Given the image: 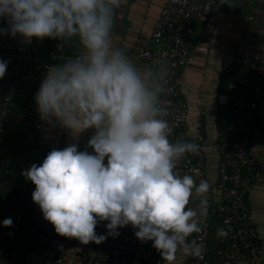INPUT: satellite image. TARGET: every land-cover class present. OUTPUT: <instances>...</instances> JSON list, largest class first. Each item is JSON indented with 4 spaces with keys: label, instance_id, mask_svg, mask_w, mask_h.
<instances>
[{
    "label": "built area",
    "instance_id": "1",
    "mask_svg": "<svg viewBox=\"0 0 264 264\" xmlns=\"http://www.w3.org/2000/svg\"><path fill=\"white\" fill-rule=\"evenodd\" d=\"M220 3L163 0L136 52L149 76L146 112L107 164L104 124L128 98L133 70L73 57L63 103L79 105L88 91H101L75 130L50 121L42 86L62 58V34L73 27L65 10L92 8L109 25L114 0H0V264H64L73 249L75 264H208L214 219L220 223L215 264H263L245 196L250 147L264 140L258 113L264 60L231 49L232 105L212 164L199 98L189 119L181 93L183 69L208 51L203 34ZM200 17L201 31L192 38L191 24ZM142 138L168 142L173 155L140 150Z\"/></svg>",
    "mask_w": 264,
    "mask_h": 264
},
{
    "label": "crops",
    "instance_id": "2",
    "mask_svg": "<svg viewBox=\"0 0 264 264\" xmlns=\"http://www.w3.org/2000/svg\"><path fill=\"white\" fill-rule=\"evenodd\" d=\"M162 2L114 0V18L109 25L92 8L74 5L65 10V14L72 19L73 27L62 34V58L42 86L50 121L61 123L65 129H79L87 116L88 102L101 92L99 89L88 91L79 105L63 103V92L70 80L75 55L100 58L112 68L132 69L134 72L128 98L111 109L104 124L102 137L105 147L102 158L107 164L116 157L118 149L126 145L146 112L149 76L145 65L137 60L136 52L146 43ZM202 23V17L192 22V38L200 33ZM203 35L208 51L195 54L183 69L181 93L189 106V119L195 111L194 99L199 98L204 117V134L208 139V164H212L217 157L214 140L228 126V112L232 105L227 90L229 53L232 48H237L254 52L264 60V0H221L219 12ZM259 100L258 113L264 128V70L259 82ZM138 148L161 155H173L166 141L142 138L138 141ZM250 157L252 178L245 197L255 213L264 264V140L251 145ZM188 179L195 181L194 176ZM121 187L120 177L116 189ZM219 231V221L212 220L207 235L212 248L208 254V264H215L213 248ZM76 261L73 249L64 264H75Z\"/></svg>",
    "mask_w": 264,
    "mask_h": 264
},
{
    "label": "rangeland",
    "instance_id": "3",
    "mask_svg": "<svg viewBox=\"0 0 264 264\" xmlns=\"http://www.w3.org/2000/svg\"><path fill=\"white\" fill-rule=\"evenodd\" d=\"M210 230H211V227H210ZM208 237V236H207ZM210 240V239H209Z\"/></svg>",
    "mask_w": 264,
    "mask_h": 264
}]
</instances>
